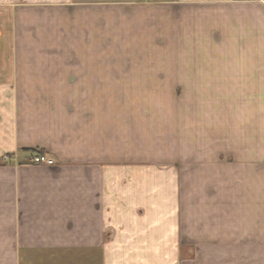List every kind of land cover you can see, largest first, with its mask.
Here are the masks:
<instances>
[{
    "label": "crops",
    "instance_id": "1",
    "mask_svg": "<svg viewBox=\"0 0 264 264\" xmlns=\"http://www.w3.org/2000/svg\"><path fill=\"white\" fill-rule=\"evenodd\" d=\"M0 264H264V0H0Z\"/></svg>",
    "mask_w": 264,
    "mask_h": 264
},
{
    "label": "rangeland",
    "instance_id": "2",
    "mask_svg": "<svg viewBox=\"0 0 264 264\" xmlns=\"http://www.w3.org/2000/svg\"><path fill=\"white\" fill-rule=\"evenodd\" d=\"M214 67L215 65H210ZM214 77L213 75H211ZM218 76V75H217ZM218 87V85H217ZM143 97H177L188 98L191 101L190 113L191 121H205L206 129H213L216 137L212 142H216L218 145V88L205 89V90H153L142 91ZM195 104V105H194ZM187 107H185L186 109ZM204 115V117H203ZM204 125V124H203ZM209 128V129H208ZM195 130H199L198 126ZM203 144V141L200 142ZM218 154L216 155V159Z\"/></svg>",
    "mask_w": 264,
    "mask_h": 264
},
{
    "label": "built area",
    "instance_id": "3",
    "mask_svg": "<svg viewBox=\"0 0 264 264\" xmlns=\"http://www.w3.org/2000/svg\"><path fill=\"white\" fill-rule=\"evenodd\" d=\"M8 160V159H6ZM27 162L32 165H48L51 166L54 164V161L44 154H34L27 158Z\"/></svg>",
    "mask_w": 264,
    "mask_h": 264
}]
</instances>
